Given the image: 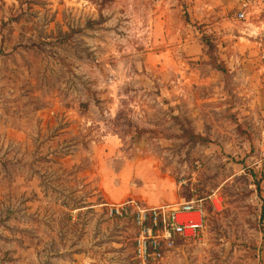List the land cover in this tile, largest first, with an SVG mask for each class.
Masks as SVG:
<instances>
[{
    "label": "rangeland",
    "instance_id": "1",
    "mask_svg": "<svg viewBox=\"0 0 264 264\" xmlns=\"http://www.w3.org/2000/svg\"><path fill=\"white\" fill-rule=\"evenodd\" d=\"M235 5L0 0V264H47L80 244L126 264L135 230L108 216L105 184L128 163L206 201L204 232L175 264H253L264 1L244 19Z\"/></svg>",
    "mask_w": 264,
    "mask_h": 264
},
{
    "label": "built area",
    "instance_id": "2",
    "mask_svg": "<svg viewBox=\"0 0 264 264\" xmlns=\"http://www.w3.org/2000/svg\"><path fill=\"white\" fill-rule=\"evenodd\" d=\"M239 2L237 17L244 19L250 0ZM107 207L110 218L131 219L135 230L134 264H157L175 249L179 240H196L204 232L205 199H182L176 204L155 207L129 199Z\"/></svg>",
    "mask_w": 264,
    "mask_h": 264
},
{
    "label": "crops",
    "instance_id": "3",
    "mask_svg": "<svg viewBox=\"0 0 264 264\" xmlns=\"http://www.w3.org/2000/svg\"><path fill=\"white\" fill-rule=\"evenodd\" d=\"M232 1L236 4L235 7H238L239 12V0ZM229 2L231 3V0ZM138 166L136 163H128L119 171L118 176L115 173L105 184L107 189L106 206L119 204L129 199L137 200L147 207L176 204L182 200H179L178 188L174 180L168 176H161L154 170H146ZM183 241L187 240H179L175 249L169 251L163 260L157 264H175L179 259L182 261L181 255L185 254V251L179 245ZM68 248L57 256L49 257L47 264H98L97 259H94L91 254L96 248L92 251L81 244L79 247ZM131 250L132 257L126 260V264H134V246ZM250 250L257 254V259L253 261V264H264V244ZM104 254L108 258L113 255L101 251L99 246V264H108L107 261H110V259H106Z\"/></svg>",
    "mask_w": 264,
    "mask_h": 264
},
{
    "label": "trees",
    "instance_id": "4",
    "mask_svg": "<svg viewBox=\"0 0 264 264\" xmlns=\"http://www.w3.org/2000/svg\"><path fill=\"white\" fill-rule=\"evenodd\" d=\"M220 71H222L224 73V69H221ZM263 216H264V213H263Z\"/></svg>",
    "mask_w": 264,
    "mask_h": 264
}]
</instances>
